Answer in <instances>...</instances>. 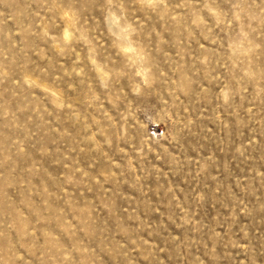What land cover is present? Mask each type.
Wrapping results in <instances>:
<instances>
[{
    "label": "rangeland",
    "instance_id": "rangeland-1",
    "mask_svg": "<svg viewBox=\"0 0 264 264\" xmlns=\"http://www.w3.org/2000/svg\"><path fill=\"white\" fill-rule=\"evenodd\" d=\"M0 264H264V0H0Z\"/></svg>",
    "mask_w": 264,
    "mask_h": 264
}]
</instances>
